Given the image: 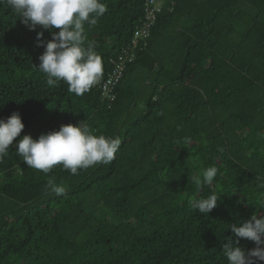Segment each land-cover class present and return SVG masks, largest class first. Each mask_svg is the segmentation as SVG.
<instances>
[{"label": "trees", "instance_id": "1", "mask_svg": "<svg viewBox=\"0 0 264 264\" xmlns=\"http://www.w3.org/2000/svg\"><path fill=\"white\" fill-rule=\"evenodd\" d=\"M101 2L106 13L84 29L104 77L144 0ZM37 31L51 39L0 5V119L18 112L20 137L33 139L82 121L121 144L111 163L77 175L29 168L10 146L0 161V264H227L229 225L264 215V0H168L110 109L97 84L76 96L46 83L34 67L44 51ZM211 166V186L193 182ZM49 178L66 192H46ZM213 192L210 213L191 208Z\"/></svg>", "mask_w": 264, "mask_h": 264}, {"label": "clouds", "instance_id": "2", "mask_svg": "<svg viewBox=\"0 0 264 264\" xmlns=\"http://www.w3.org/2000/svg\"><path fill=\"white\" fill-rule=\"evenodd\" d=\"M0 5L11 9L29 30L35 31L39 26L50 33L51 39L47 41L43 39V31L36 33V46H42L44 51L38 57V66H34L45 75L50 87L63 81L70 93L82 96L101 79V57L95 51V42L87 41L84 29L85 23L95 25L106 13L107 6L101 0H0ZM23 128L18 112L0 119V161L8 155L10 146L15 145L17 155L29 168L45 174L56 165L77 175L78 170L109 164L121 144L118 137L94 135L82 121L75 126L62 124L58 130L41 133L36 139L28 134L20 137ZM17 137L20 138L16 140ZM217 173V167L211 166L194 174L192 180L197 185L211 186ZM257 180L258 186L264 188V177L257 176ZM45 191L59 196L66 188L49 178ZM219 200L220 196L213 192L206 198H193L189 203L192 209L207 215ZM259 208H264V198L260 200ZM229 227L235 240L230 238L223 245L227 264L264 262V215L253 214L248 220ZM241 238L254 242L255 247L245 252L239 246Z\"/></svg>", "mask_w": 264, "mask_h": 264}, {"label": "built area", "instance_id": "3", "mask_svg": "<svg viewBox=\"0 0 264 264\" xmlns=\"http://www.w3.org/2000/svg\"><path fill=\"white\" fill-rule=\"evenodd\" d=\"M168 0H144L142 5V19L139 28L134 33L129 44L122 48L111 61L108 73L97 83V90L101 100L108 109L115 102L116 86L121 81L127 64L132 63L138 53L146 49L151 37L152 29Z\"/></svg>", "mask_w": 264, "mask_h": 264}]
</instances>
